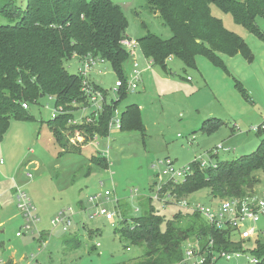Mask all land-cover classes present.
Wrapping results in <instances>:
<instances>
[{
    "label": "rangeland",
    "instance_id": "374dc122",
    "mask_svg": "<svg viewBox=\"0 0 264 264\" xmlns=\"http://www.w3.org/2000/svg\"><path fill=\"white\" fill-rule=\"evenodd\" d=\"M15 1L19 7H26L27 0ZM112 1L127 18L126 35L130 40L137 42L148 34L163 40L172 37L163 20L149 8L148 0ZM212 14L221 19L229 31L246 41L254 55V63L249 64L241 56L231 62L230 57L223 56L226 65L223 69L206 57L198 56L196 68H185L176 58L168 60L163 68L151 65L139 46L135 47L134 56L124 66L125 76L127 82L133 78L136 61L142 73L141 81L135 92L127 93L117 110L122 116L127 106L138 105L144 131L111 129V140L100 136L99 146L95 148L94 139L98 135L89 138L81 128L86 125L78 123L88 116L80 111V105L74 120L68 123V127L73 128L62 131L66 146L61 156L64 148L55 142L49 126L57 109L54 98L45 97L29 105L26 110L32 121H11L9 130L0 140V163L4 164L0 168L25 165L18 169L17 181H13L17 169L8 175L9 181H0V193L6 183V186L22 189L28 195L36 209L40 235L23 230L25 220L21 214L1 227L0 264H6L9 259L28 264L32 255L36 264H131L142 256L143 250L121 239L116 232L123 225V217L112 222L94 217L96 210L89 202L91 197L104 196L110 191L119 200L121 210L128 211V219L136 218L143 213L141 201L153 196L162 172L169 168L168 163L175 169H186L198 158L207 162H225L257 150L262 137L253 128L264 123V42L236 24L231 14L216 6H212ZM5 24L8 21L0 18V25ZM257 24L264 33V20L258 19ZM109 65H102L103 72H106L102 76L103 86L109 91L107 103L121 98L120 93L115 94L112 90L118 78L110 72ZM79 67L75 58L67 64L71 74H78ZM238 82L247 97L240 92ZM220 145L231 151L218 150V158H215L212 153ZM106 151H109V168L92 161V158L104 159ZM31 160L37 161L38 165H29ZM27 174L32 178L27 179ZM260 177L261 183L251 192L253 196L264 193V174ZM6 199L7 196L0 200L4 204ZM188 200L211 207L221 201L214 198L209 189L188 197ZM98 202L104 203L102 198ZM104 206L111 210L116 208L113 202ZM154 206L166 220L172 219L179 210L185 211L156 201ZM137 208L139 212H136ZM70 210L75 214L70 231L64 233L59 228L53 229L51 222L57 214ZM258 229L264 230V217ZM21 231L24 235L17 237ZM262 233L244 242L247 251L241 258L217 259L215 264H253L250 250L255 248L258 239L264 242ZM70 237H78V249L65 246V240ZM235 240L240 241L239 234L235 235Z\"/></svg>",
    "mask_w": 264,
    "mask_h": 264
},
{
    "label": "trees",
    "instance_id": "16d2710c",
    "mask_svg": "<svg viewBox=\"0 0 264 264\" xmlns=\"http://www.w3.org/2000/svg\"><path fill=\"white\" fill-rule=\"evenodd\" d=\"M148 6L170 29L172 37L163 40L148 34L137 43L147 59L163 68L170 58L180 60L185 68H196L198 56L223 69H226L223 56H241L249 64L254 63L249 45L213 16L212 6L231 14L236 24L264 42V33L257 24L258 19L264 20V0H148ZM0 18L8 21L0 25V140L12 120H33L23 104H35L41 96L54 98L63 114L52 119L49 126L55 142L64 148L62 156L66 146L62 131L73 128L68 127L69 121L74 120L78 107L86 103L83 78L79 73L71 74L67 64L74 58L81 61L89 56L109 63L118 80L123 82L120 100L106 103L95 123L81 127L89 138L94 135L107 138L109 123L128 93L124 66L131 55L121 44L129 39L128 21L121 8L112 0H27L25 8L19 7L15 0H0ZM236 84L247 97L241 84ZM121 123L123 132L144 131L140 107L129 105L122 113ZM262 126L257 132L262 137L261 144L252 154L218 161L216 168L201 169L199 163L193 162L186 182L168 188L179 198H188L206 189L221 201L253 196L251 192L261 183L260 174H264ZM92 161L109 168L105 158H92ZM140 206L142 215L131 219L126 209L117 207L123 225L116 232L121 239L143 250L142 256L131 264H180L189 241H199L200 247L207 251L206 264H212L213 256L221 251L242 254L247 251L246 240H235V235L240 233L233 227H212L199 213L186 210H179L172 219L166 220L152 198L142 200ZM77 238H68L65 246L78 249ZM250 253L258 260L257 264H264V242L258 239Z\"/></svg>",
    "mask_w": 264,
    "mask_h": 264
},
{
    "label": "built area",
    "instance_id": "2783aa9c",
    "mask_svg": "<svg viewBox=\"0 0 264 264\" xmlns=\"http://www.w3.org/2000/svg\"><path fill=\"white\" fill-rule=\"evenodd\" d=\"M123 47L126 48L128 53L134 56L135 47L139 46L137 42L132 41L130 39H125L121 42ZM136 60V59H135ZM169 60H172L170 58ZM150 64L153 65V62L149 60ZM104 61L92 56H89L81 61H79L80 68L79 74L83 78V87L82 92L85 95L86 103L81 104L80 111L83 113H88V116H85L83 119L78 122L79 125L82 124H93L100 117V115L104 111V106L107 103V97L109 96L103 92L102 88H99L97 84L92 82L90 76L92 72L98 67L100 64H103ZM134 75L133 78L127 83V92H135L138 89V83L141 81L142 73L138 70V64L134 61ZM123 87V82L121 80H117L115 87H113V92L115 94H119L121 88ZM23 108L29 109L27 104H23ZM63 114L61 108H57L52 114V119H56L60 115ZM121 116L118 115V110L115 111V115L111 119L109 123V133L111 129L121 130ZM264 128V126H262ZM259 128H253L254 132H258ZM110 136V134H109ZM107 139L111 140L110 137ZM100 137H95L94 144L95 148H98L99 142L98 139ZM194 138V137H193ZM218 150H224L230 152L231 150L224 149L222 145H220L215 151H213L212 156L218 158ZM103 157H105L108 161L109 151L103 153ZM196 163H199L201 169H205L210 166H214L216 168L217 164L215 162H207L202 158L196 159ZM169 168L165 169L160 177L159 183L157 187L153 190V196L150 197L153 201L160 203L163 206L174 205L176 207H180L186 211L199 213L204 217L206 222L215 228L218 229H226L227 227H233L237 229L240 233V238L242 240H249L256 236L261 235L262 230L258 229V224L261 222V218L264 217V193L260 196H251L244 199H226L219 201L216 206H205L200 203H193L188 200V198H179L177 194H174L169 186L176 187L178 185L184 184L187 178L191 175V167H187L186 169H175L171 167L172 164L168 163ZM110 167V165H109ZM28 178H32L31 174H27ZM167 178V181H165ZM102 198L104 203H99V199ZM15 199L17 209L20 214L23 216L25 220V226L23 230L25 232H29L34 235L35 233H39L37 226L39 223V219L36 216V209L32 204L28 195L22 191V189H16ZM89 202L95 205L96 213L94 217L104 218L109 222L115 221V219L122 217L121 212L118 210L119 200L117 197H113L112 192L106 191L104 196L99 195L95 197H91ZM115 203L116 208L113 210L108 209L104 206V204ZM118 205V206H117ZM139 208L136 209V212H139ZM75 214L70 210L62 211L52 220L51 225L53 229H61L64 233H68L73 225V216ZM263 234V233H262ZM24 235L23 232L17 233V237ZM40 235V233H39ZM46 242H44V246ZM101 246L100 244L97 245ZM96 246V247H97ZM212 246V245H211ZM97 247V248H98ZM207 251L200 247L199 241H189L185 244L184 247V259L180 264H206L207 262ZM242 257V253L239 252H225L221 251L216 253L211 263L215 264L217 259H239ZM30 259V264H36V258L32 255ZM251 263L257 264L258 260L253 258Z\"/></svg>",
    "mask_w": 264,
    "mask_h": 264
},
{
    "label": "crops",
    "instance_id": "0c3cea01",
    "mask_svg": "<svg viewBox=\"0 0 264 264\" xmlns=\"http://www.w3.org/2000/svg\"><path fill=\"white\" fill-rule=\"evenodd\" d=\"M239 57L240 56H236L234 58H229V59L231 60V62H233V60H235V58H239ZM75 59H77V58H75ZM78 62H79V60H78ZM105 63L106 62H104L103 64H105ZM102 65L100 64L99 65L100 67L98 66V69H95L92 72V74L90 76V79L92 80V82H94L99 87H101V88L104 89V86H103L104 84H103L102 76H104L106 72H103ZM109 66H110V68H109L110 69V72L112 74H114V76H116L115 73L112 70L111 65H109ZM33 164H37L38 165V162L31 160L30 163H29V165H33ZM0 165L1 166H4V164H2V162L0 163ZM24 165H25V163L23 165H18V166L17 165L15 166V164H14V168H13V164L10 165V166H7V167H3V168L1 167L0 168V181H2V182L9 181V176L8 175L14 174L15 169H17V173H16V175L14 174L13 181L14 182L17 181L18 172H19V170ZM10 169H13V170L11 171ZM26 178L28 179L27 175H26ZM4 186H5V188H3L2 189V192L0 193V199L3 198V197H6V196H7V199H6V201H5L4 204L0 200V214H1V218H0V228L3 227V226H5V225H7V223H10V222L14 221V219H16L18 216H21L20 213H19V211H18V209H17L16 201H14V199H15L14 196H15V190L16 189L13 188V187H11V186H6V183H4ZM22 223H23V221H22ZM22 223H21L20 227L22 226ZM262 232L264 233V230H262ZM6 264H18V263L16 261H13L12 259H9V260H7ZM28 264H30V262Z\"/></svg>",
    "mask_w": 264,
    "mask_h": 264
},
{
    "label": "water",
    "instance_id": "95a60500",
    "mask_svg": "<svg viewBox=\"0 0 264 264\" xmlns=\"http://www.w3.org/2000/svg\"><path fill=\"white\" fill-rule=\"evenodd\" d=\"M41 98H43V96H41Z\"/></svg>",
    "mask_w": 264,
    "mask_h": 264
},
{
    "label": "bare ground",
    "instance_id": "6f19581e",
    "mask_svg": "<svg viewBox=\"0 0 264 264\" xmlns=\"http://www.w3.org/2000/svg\"><path fill=\"white\" fill-rule=\"evenodd\" d=\"M79 60V59H78ZM88 127V126H87ZM92 143V142H91Z\"/></svg>",
    "mask_w": 264,
    "mask_h": 264
}]
</instances>
